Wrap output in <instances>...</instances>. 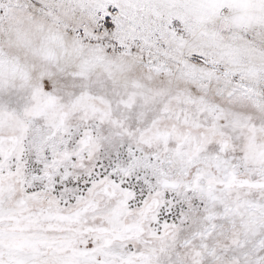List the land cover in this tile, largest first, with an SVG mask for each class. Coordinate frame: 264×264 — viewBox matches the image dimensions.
I'll list each match as a JSON object with an SVG mask.
<instances>
[{
	"label": "snow or ice",
	"instance_id": "obj_1",
	"mask_svg": "<svg viewBox=\"0 0 264 264\" xmlns=\"http://www.w3.org/2000/svg\"><path fill=\"white\" fill-rule=\"evenodd\" d=\"M0 264H264V0H0Z\"/></svg>",
	"mask_w": 264,
	"mask_h": 264
}]
</instances>
